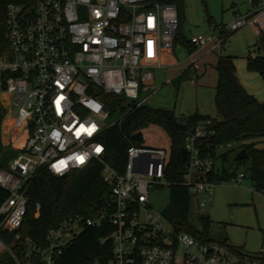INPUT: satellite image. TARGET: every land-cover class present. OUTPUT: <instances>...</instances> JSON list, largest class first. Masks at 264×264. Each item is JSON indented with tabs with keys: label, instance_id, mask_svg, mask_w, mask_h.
Wrapping results in <instances>:
<instances>
[{
	"label": "built area",
	"instance_id": "obj_1",
	"mask_svg": "<svg viewBox=\"0 0 264 264\" xmlns=\"http://www.w3.org/2000/svg\"><path fill=\"white\" fill-rule=\"evenodd\" d=\"M245 26L263 35L264 0L230 25L191 36L189 42L197 48L218 47L226 32ZM178 27L176 6L151 5L148 0H35L6 6L0 94L9 97L15 110L8 126L29 128L30 135L8 168H0V188L8 193L0 205V258L8 255L15 264L36 259L58 264L87 229L105 225L112 228L105 239L112 247L106 264H264V248L248 255L223 242H200L178 232L152 208L151 189L170 185L165 180L166 149L130 146L120 170L105 162L104 132L144 106L141 86L152 78L150 66L158 55L173 51ZM95 89L125 101L126 112L106 128L102 124L112 115L92 95ZM0 108L11 115L1 100ZM216 135L213 119L186 134L182 183L190 194H212L216 161L232 150L233 142L215 143ZM92 162L102 165L108 197L89 215L74 214L50 228L43 245L22 239L19 230L33 178L42 170L63 177ZM233 179L240 184L246 174ZM254 186L264 195V186ZM4 232L13 234L8 246L1 238ZM16 242L18 252L13 249Z\"/></svg>",
	"mask_w": 264,
	"mask_h": 264
},
{
	"label": "trees",
	"instance_id": "obj_2",
	"mask_svg": "<svg viewBox=\"0 0 264 264\" xmlns=\"http://www.w3.org/2000/svg\"><path fill=\"white\" fill-rule=\"evenodd\" d=\"M35 0H0V43L6 46L5 8L9 3H23L31 5ZM149 3L159 5H174L177 7L179 27L173 41L177 46L194 53L198 48L192 45L182 33L184 19V0H148ZM262 38V36H257ZM225 42V40H224ZM223 42V43H224ZM256 44L258 52L264 51L263 40ZM246 68L249 72L258 73L264 81V53L263 55H249L246 58ZM217 83L215 87L214 104L218 119L214 118L216 130L215 143L244 142L242 150L247 152V159L251 161V179L256 186H264V102H260L249 94L237 78L236 58L220 55L215 66ZM94 97L102 101L111 115L126 112L125 101L120 96L106 95L100 89L91 92ZM5 112L0 108V168L7 169L10 162L23 150L30 135L29 128L16 130L10 128L12 136L8 146L2 142L1 122ZM209 116L198 113L178 118L173 111L154 109L148 106L134 109L122 121L107 129L102 137L106 146L105 162L120 170L126 163L127 150L130 146L141 147V142L135 135L156 126L164 131L170 140L168 163L165 180L170 183V200L163 210V215L172 223L178 232L188 233L200 242L209 243L215 240L209 236V221L201 218L202 229H197L190 222L189 202L190 191L183 185L185 161L181 151L185 145L186 134L206 120ZM223 164L228 161L225 153L219 158ZM234 177V176H233ZM230 177L223 167L216 169L210 176L213 182L221 183ZM110 187L102 177V165L92 162L87 168L74 170L66 176L56 177L47 170L40 171L31 181L26 193V215L19 230L22 239H31L43 245L47 231L60 224L67 217L74 214L91 213L94 206L101 204L109 195ZM8 197V193L0 188V205ZM112 232V228L102 226L87 229L77 241L65 251L58 264H106L111 258V244L105 239ZM1 238L8 246L13 234L2 233ZM20 247L16 242L14 250ZM235 248V247H234ZM0 264H15L8 255L0 258ZM32 264H41L34 260Z\"/></svg>",
	"mask_w": 264,
	"mask_h": 264
},
{
	"label": "rangeland",
	"instance_id": "obj_3",
	"mask_svg": "<svg viewBox=\"0 0 264 264\" xmlns=\"http://www.w3.org/2000/svg\"><path fill=\"white\" fill-rule=\"evenodd\" d=\"M258 3L260 0H184L182 33L189 40L193 35L209 33L216 27H226L237 16L246 14ZM224 39L225 42L216 54L235 57L236 74L240 84L249 94L264 102L262 77L258 73L249 72L246 68V58L249 55H263L264 51L261 49L258 52L256 44L262 39L264 45V33L262 38H257L254 30L250 26H245L236 32H226ZM192 55L193 53H189L185 48L177 46L171 57L165 59L163 69L153 71L154 80L141 92L140 101L147 99L144 106L173 111L178 118L198 112L219 120L214 104L216 71L208 70V73L199 77L197 82L188 74L176 79L183 72V66L192 60ZM202 78L204 80L199 82ZM174 79L176 80L172 83ZM8 99V96L0 94V100L11 112L10 116L5 114L1 122L2 142L6 146L12 138L9 120L15 115V110L8 103ZM121 117L120 114L110 116L103 122L102 127H109ZM142 137L140 141L142 147H160L166 150L170 148L169 138L159 127L151 126L145 129ZM243 144L244 142H233L232 150L227 153L228 161L223 164L220 160L216 161V169L223 167L230 177L228 180L215 182L210 196L190 194V222L200 230L202 229L200 219L207 218L211 239L240 249L248 255H257L264 248V195L257 191L251 179V161L249 159L233 161L242 150ZM257 147H264V144L259 143ZM240 172L246 174V179L237 184L233 176ZM169 200V188L154 186L151 189L149 202L155 210L163 212Z\"/></svg>",
	"mask_w": 264,
	"mask_h": 264
},
{
	"label": "crops",
	"instance_id": "obj_4",
	"mask_svg": "<svg viewBox=\"0 0 264 264\" xmlns=\"http://www.w3.org/2000/svg\"><path fill=\"white\" fill-rule=\"evenodd\" d=\"M209 33H205V34H209ZM205 34H198V35H205ZM221 46L214 47V44H210V45H207L203 48H199L191 56V57H193L192 60H190L188 62V64H185L183 66V72L180 73L176 79L180 78L182 75L188 74L190 78H195L196 82H197L199 77L206 75L208 73V70L210 72L215 71V66H216V63L218 61V57L221 55L220 53L219 54H216V53H217V50ZM174 52H175V49H173V51L171 53H168V52L160 53L157 57V60L155 62L153 61L152 66H150L151 72H152V78L146 84H143L141 86L140 95H141V92L145 89V87L150 86L149 83L154 80L153 71L163 69V67L165 66V63H166L165 59L170 58ZM190 63H192V64H190ZM214 75H216V78H217V73L216 74L214 73ZM176 79H174L171 82L174 83ZM202 80H204V78L200 79L199 82H202ZM216 83H217V80H216ZM216 83L214 85V90L216 87ZM146 101H147V99L144 100V103H146ZM145 106H147V105H145ZM196 113H198V112H196ZM198 114L202 115V116H209L206 113H198ZM187 116H189V115H187ZM209 117H211V116H209ZM211 118H213V117H211Z\"/></svg>",
	"mask_w": 264,
	"mask_h": 264
},
{
	"label": "water",
	"instance_id": "obj_5",
	"mask_svg": "<svg viewBox=\"0 0 264 264\" xmlns=\"http://www.w3.org/2000/svg\"><path fill=\"white\" fill-rule=\"evenodd\" d=\"M135 138L139 141H142L143 137L141 133H138L135 135ZM182 160H185L186 158V150L183 148L181 151ZM244 159H247V152L245 150H241L234 158V162L242 161Z\"/></svg>",
	"mask_w": 264,
	"mask_h": 264
}]
</instances>
